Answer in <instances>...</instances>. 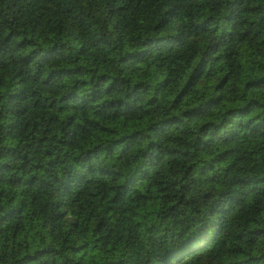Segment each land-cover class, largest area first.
Here are the masks:
<instances>
[{"label": "trees", "instance_id": "16d2710c", "mask_svg": "<svg viewBox=\"0 0 264 264\" xmlns=\"http://www.w3.org/2000/svg\"><path fill=\"white\" fill-rule=\"evenodd\" d=\"M0 264H264V0H0Z\"/></svg>", "mask_w": 264, "mask_h": 264}]
</instances>
